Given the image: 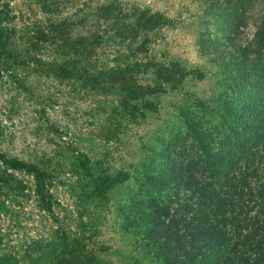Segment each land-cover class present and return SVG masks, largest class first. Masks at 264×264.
<instances>
[{"label": "rangeland", "instance_id": "obj_1", "mask_svg": "<svg viewBox=\"0 0 264 264\" xmlns=\"http://www.w3.org/2000/svg\"><path fill=\"white\" fill-rule=\"evenodd\" d=\"M226 1L210 7L211 0H0V49L13 54L0 60V264H164L145 247L144 231L122 227L132 204L146 196L142 175L162 167L166 144L184 147L185 119L217 128L218 119L204 110L216 112L226 96L248 93L233 77L248 75L243 51L255 29L249 14L239 23L229 20L235 12ZM108 2L163 16L169 25L150 36L149 56L191 71L180 87L152 99L144 119L123 121L111 140L106 134L115 125L108 115L119 93L73 92L39 67L58 48L41 35L52 36L62 21L77 29ZM74 149L84 154V167L99 163L126 178L103 198L84 194L69 169ZM17 164L53 177L50 209Z\"/></svg>", "mask_w": 264, "mask_h": 264}, {"label": "trees", "instance_id": "obj_2", "mask_svg": "<svg viewBox=\"0 0 264 264\" xmlns=\"http://www.w3.org/2000/svg\"><path fill=\"white\" fill-rule=\"evenodd\" d=\"M226 3L235 12L229 20L239 23L249 14L255 29L243 51L248 75L233 77L248 93L226 96L216 112L204 110L218 119L217 128L185 119L184 147L166 144L162 167L142 175L146 196L132 204L122 227L144 231L145 247L164 264H264V0ZM167 25L163 16L148 10L102 3L77 29L62 21L52 36L41 35L44 42L57 41L58 48L56 57L39 61V67L45 77L73 92L119 93L117 108L108 115L115 125L106 134L111 140L123 121L144 119L155 96L180 87L191 74L178 63H160L149 56L150 36ZM105 53L112 58L101 61ZM11 55L0 49V60ZM69 154L70 173L91 197L103 198L127 176L113 175L99 163L84 167V154L76 149ZM17 165L33 177L34 190L41 193L39 203L50 209L53 177L34 165ZM171 190L172 196H162Z\"/></svg>", "mask_w": 264, "mask_h": 264}]
</instances>
